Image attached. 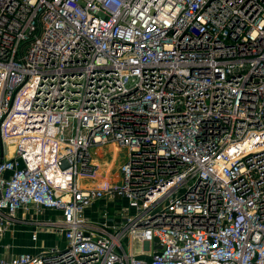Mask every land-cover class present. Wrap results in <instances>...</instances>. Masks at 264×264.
I'll return each mask as SVG.
<instances>
[{"label":"built area","instance_id":"2783aa9c","mask_svg":"<svg viewBox=\"0 0 264 264\" xmlns=\"http://www.w3.org/2000/svg\"><path fill=\"white\" fill-rule=\"evenodd\" d=\"M32 208L65 245L0 264H264V0H0V237Z\"/></svg>","mask_w":264,"mask_h":264},{"label":"crops","instance_id":"0c3cea01","mask_svg":"<svg viewBox=\"0 0 264 264\" xmlns=\"http://www.w3.org/2000/svg\"><path fill=\"white\" fill-rule=\"evenodd\" d=\"M114 149L120 152L119 149L111 145L95 149V153H97L96 161L101 163L100 171L102 170V172L100 173V178H113V176H110L108 168L104 169L103 158L107 162L116 163L111 158L107 160L110 151ZM98 180L92 181L89 180V177H83L82 184L84 187H89V184L96 183ZM119 200L122 199L110 197L88 207L86 210L88 224L89 221L98 224L101 219V213L105 208H107L110 214L111 211L117 213L119 209L124 207L120 205L123 203L116 204ZM49 222H55L57 226H60L61 213L59 210H39L32 208L29 211H21L15 216L13 223L7 227L5 233L0 237V254L3 256H11L22 252L42 253L45 249L53 246L63 247L65 245L63 234L51 230ZM35 232H39L37 239L33 238Z\"/></svg>","mask_w":264,"mask_h":264},{"label":"rangeland","instance_id":"374dc122","mask_svg":"<svg viewBox=\"0 0 264 264\" xmlns=\"http://www.w3.org/2000/svg\"><path fill=\"white\" fill-rule=\"evenodd\" d=\"M112 152H113V150H111L110 151V153H109V155H108V159L107 160H109L110 158L113 160V158L111 157V154H112ZM103 154V153H102ZM121 156H123V151H120L119 152V157L121 158ZM104 160H103V166H105V168L104 169H107L108 168V171H109V173H110V176H114V173L116 172V169H117V164H119V162H116V163H112V162H107L106 160H105V158H103ZM100 164V166H101V163H99ZM100 173L102 172V170L101 171H99ZM104 175H106L107 176V174H105L104 173ZM111 200V199H110ZM119 203H123V204H120V205H123L124 207L123 208H125L126 206H127V201L126 200H124V199H122V200H119L116 204H119ZM121 210L119 209L117 212H120ZM116 214V212H114V211H111V215L113 216V215H115Z\"/></svg>","mask_w":264,"mask_h":264}]
</instances>
